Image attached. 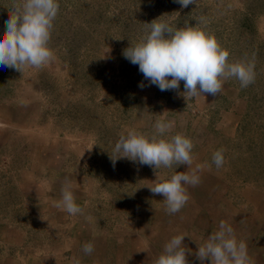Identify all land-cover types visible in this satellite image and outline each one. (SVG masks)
<instances>
[{
	"label": "rangeland",
	"instance_id": "1",
	"mask_svg": "<svg viewBox=\"0 0 264 264\" xmlns=\"http://www.w3.org/2000/svg\"><path fill=\"white\" fill-rule=\"evenodd\" d=\"M10 3L0 0V32ZM59 4L49 42L55 59L22 73L0 68V264H134L137 252L154 264L172 236L186 234L195 253L221 220L254 264H264V0H196L186 9L175 0ZM201 17L230 62L254 59V83L242 88L233 78L218 96L199 98L183 95V81L178 90L141 89L148 81L122 53L146 35L145 23L182 27ZM157 115L176 121L170 136L193 140V167L211 165L174 215L148 188L153 167L110 161L121 133H151ZM221 148L226 162L218 170L212 155ZM187 167L161 169L160 177ZM66 176L83 215L56 207ZM88 242L108 263L83 254Z\"/></svg>",
	"mask_w": 264,
	"mask_h": 264
},
{
	"label": "clouds",
	"instance_id": "2",
	"mask_svg": "<svg viewBox=\"0 0 264 264\" xmlns=\"http://www.w3.org/2000/svg\"><path fill=\"white\" fill-rule=\"evenodd\" d=\"M183 8L196 4V0H175ZM9 19L5 30L0 32V68H11L22 73L26 68L40 69L55 59L50 47L54 21L59 13V0H11ZM148 31L138 43L124 49L122 55L133 65L139 66L148 85L142 81L141 89L155 85L160 91L178 90L184 82L183 95L192 98L205 94L218 96L230 79H237L242 88L255 81V62L242 59L230 62V52L223 48L217 37L208 28L203 17L195 25L173 27L161 18L145 23ZM151 133L135 128L121 133L115 142L110 161L115 167L120 159L153 167L157 179L148 187L154 195L164 197L168 215L179 213L188 203V186L200 183V173L208 164L193 167V140L184 133L169 135L176 126L175 120L157 115ZM225 149L216 150L212 164L219 170L225 164ZM173 165H187V170L174 172L161 178L159 170L172 169ZM73 181L65 177L61 187V199L56 207L76 216L83 209L76 203ZM85 219L92 221L91 216ZM186 234L173 236L154 264H189L188 257L194 255L200 264H254L248 254L247 244L239 239L233 227L221 220L218 230L208 235L198 251L192 252L184 244ZM92 242L82 246L84 255L94 252Z\"/></svg>",
	"mask_w": 264,
	"mask_h": 264
},
{
	"label": "crops",
	"instance_id": "3",
	"mask_svg": "<svg viewBox=\"0 0 264 264\" xmlns=\"http://www.w3.org/2000/svg\"><path fill=\"white\" fill-rule=\"evenodd\" d=\"M223 133V132H222ZM223 134H225V133H223ZM222 135V134H221ZM141 231H143V229L141 230ZM160 237V236H159ZM173 237V236H172ZM134 239H135V237H133L132 238V241H134ZM135 248V247H134ZM93 257H92V256ZM90 255V258L92 257L93 259L94 258H96L98 261L97 262H100V263H108L106 260H103V257H105V255L103 254V253H98V254H91ZM106 257H107V255H106ZM250 257H251V259L253 260V262H254V257H255V254H253V253H251L250 254ZM117 259V258H116ZM153 260H152V258L149 256H146L144 253H141V252H137V258H136V261H134L133 263L134 264H153V263H151ZM193 261V260H192ZM194 263H192V262H189V264H199V263H197V262H195V261H193Z\"/></svg>",
	"mask_w": 264,
	"mask_h": 264
}]
</instances>
